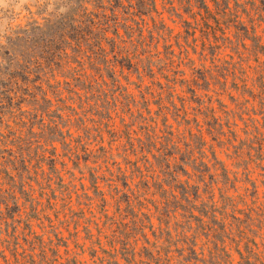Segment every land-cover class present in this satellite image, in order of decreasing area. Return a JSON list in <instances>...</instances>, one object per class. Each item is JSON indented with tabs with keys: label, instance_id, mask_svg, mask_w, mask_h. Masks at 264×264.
Here are the masks:
<instances>
[{
	"label": "rangeland",
	"instance_id": "rangeland-1",
	"mask_svg": "<svg viewBox=\"0 0 264 264\" xmlns=\"http://www.w3.org/2000/svg\"><path fill=\"white\" fill-rule=\"evenodd\" d=\"M109 1L0 0V212L2 220L8 224L12 222L6 218L2 204L6 200L14 208V221H19L13 222L16 229L0 225V253L6 258L5 262L0 257V264H110L107 259H111L108 252L112 253V246L117 250L122 247L120 255L134 256L129 264H147L146 252L140 255L141 247L145 245L153 252L155 248L144 243L142 233L150 239L151 245L168 249L170 260L165 264H179L183 260L179 256L182 250L184 257L190 256L188 241L194 229H161L163 236L158 240L154 239L152 231L158 234L159 229H108L102 224L106 220L97 201L90 203L88 200V196L93 197L88 171L94 164H86L74 157V154L82 155L84 147H87L84 133L78 128L83 125L81 119L88 123V127L92 125L91 119L98 120L94 109L105 108L104 101L113 102L112 97L119 100L115 108L122 114L119 117L112 114L114 121L109 125L114 123L116 128L122 129L120 118L127 124L138 125L139 114L147 119L153 117L157 121L159 135H166L163 130L172 131V139L181 149L184 148L183 143L192 142L189 133L201 136L204 140L200 147L203 160L208 162L214 153L227 171L228 186L234 183L236 192L230 189L229 195H240L249 201L251 182H254L260 193L258 202L263 201L264 170L261 167H264V160L261 159H264V154L259 156L255 150H250L249 155L246 153L247 145H250L247 139H252L253 127L264 132V93L260 92L257 83L252 85L251 81L256 77V69L261 67L258 65L264 63V55L248 54L243 40H235L232 36L233 28L227 34L233 42H223V25L217 24L215 19L208 21L214 30L205 32L207 22L201 17L204 11L189 7L185 0H152L153 4L151 0H143L144 4H150L147 15L127 14L129 2L121 0L117 11L119 18L132 19L129 23L134 27V46L127 45L128 50L124 52L129 53L130 58L141 54L142 58H148L150 64L145 62L136 67L132 65L134 60L131 64L121 60L124 56L113 59L108 55L104 60L87 49L85 53H76L72 42L68 46L61 40L59 25L63 20L67 22V18L77 20L82 15L80 6L86 8L84 13L101 16L102 13L109 14V8L115 5H110ZM131 1V4L137 3V0ZM252 16L253 23L257 25L261 18L254 13ZM262 27H257L258 34ZM108 36L112 35L109 33ZM245 43L249 44V41ZM50 49L62 57L51 59L50 72L47 67L41 72L34 71L31 65L29 73L9 62L11 56L20 51L35 55L31 58L33 62L38 54ZM6 51L9 53L5 54ZM45 65L44 61L41 66ZM261 69H264V64ZM77 70L87 74L114 71L119 85L126 91L120 96L121 92L116 87H104L90 100L92 107L85 105L80 108L79 102L70 99L72 95L64 88V82L69 81V76ZM226 70L230 72L227 82L221 78L222 73L228 74ZM234 81L239 86L237 91L233 88ZM243 83L245 87L240 90ZM142 97L150 102V114ZM128 105L133 117L127 112ZM211 115L219 121L221 135L210 130ZM67 118L70 120L65 126ZM54 123L58 130L65 133L69 129L71 132L73 137L66 139L69 150L58 141L49 143L45 139ZM133 128L138 130L136 126ZM229 131H233L236 138ZM95 134L97 132L93 131ZM102 136L103 144L107 146L111 137L104 131ZM90 141L89 147L95 149V142L92 138ZM51 151H54V156ZM22 157L24 161H21ZM49 158L55 159L52 168L47 161ZM114 159L122 163L121 158ZM110 168L115 171L113 165ZM102 169L100 174L108 177L104 163ZM217 173L220 174L221 170L218 169ZM181 179L186 180L187 177L181 176ZM219 179L223 181L221 175ZM98 183L105 194L110 195L111 189L100 180ZM215 194L217 198V192ZM11 196L15 197L16 208ZM109 203L105 209L108 215H113L115 208L110 200ZM82 217L89 220V224ZM178 221L183 222V219ZM174 222H170L171 227ZM86 225L88 229H85ZM196 231L195 249L199 253L202 248L203 255L198 256L208 261V250L213 245L205 241L201 229ZM166 233L171 242L165 239ZM262 233L264 235L263 230ZM255 241L260 246L262 240L256 238ZM225 243L230 261L237 264L239 258L234 245L228 240ZM117 256L119 264H128L119 258V254Z\"/></svg>",
	"mask_w": 264,
	"mask_h": 264
},
{
	"label": "trees",
	"instance_id": "trees-1",
	"mask_svg": "<svg viewBox=\"0 0 264 264\" xmlns=\"http://www.w3.org/2000/svg\"><path fill=\"white\" fill-rule=\"evenodd\" d=\"M72 1L69 0V2ZM127 2H129V6L126 10L129 15H137L136 12L143 15L150 13V4H144L143 0H137V3L133 4H131V0H127ZM192 2L197 5L193 6ZM111 3L116 6H111L109 8L110 13H102L101 16L98 13L96 15L92 12L84 13L86 8L80 6L82 15L77 20L70 21L67 18V22L63 20L61 26L59 25L61 40L68 46L72 42L76 53H85L87 49L92 50L94 54H99L104 60L107 59L108 55H112L113 59L124 56L121 60L128 61L129 64L134 60L135 64L132 65L136 67L142 66L145 62L150 64L148 58H142L141 54L130 58L127 55L129 53L124 52V50H128L126 49L127 45L134 46V27L129 23L132 19L125 16L119 18L117 11L121 5V0H110L109 4L111 5ZM185 3L189 7H197L204 11V15H201V17L203 21L207 22L205 32L214 30L208 21L215 19L217 24L223 25L221 31L223 42L227 41L229 44L233 42L231 37L227 35L231 33V28H233L232 36L235 40H239V38L243 40V47L248 54L264 55V0H185ZM210 3L211 6H209ZM151 4H153L152 0ZM252 13L257 14L259 19L261 18L257 25L253 23ZM91 15L94 17H91ZM231 18L234 19L231 21L232 23H229ZM262 25L260 34H258L257 27ZM37 28L39 29V27ZM109 33L112 36H108ZM16 40L19 41V38H16ZM245 41H249V44H246ZM55 52L51 49L41 52L36 56L37 59L32 62L31 58L35 55L29 56L30 53L20 51L18 54H13L9 62L18 69L28 70L29 73L31 72L29 69L31 65H33L34 71L41 72L45 67L49 68L51 59L60 58ZM8 53L9 51L5 52V54ZM44 61L46 65L41 66ZM108 62L106 61V64ZM263 64L258 66L263 67ZM78 66H81V64L79 63ZM233 67L235 71V65ZM261 67L256 69V77H252L251 81L252 85L257 83L261 88L260 92L264 93V69H261ZM48 71L50 72V68ZM226 72L228 74L222 73L221 75L225 82L230 78V72L228 70ZM69 78V81L64 82V88L68 94L72 95L70 99L79 102L80 108L85 105L92 107L89 104L90 100L94 98L95 93L100 94L104 87H116L121 92L120 96H123L124 91H126L119 85L120 82L114 71H107L105 74L102 72L87 74L85 71L77 70ZM234 78L237 77L234 76ZM36 79H40V77H36ZM232 84L237 91L239 88L237 82ZM244 87L245 83L240 84V90H243ZM127 97L130 98V96ZM159 98L161 99V97ZM112 100L113 102L104 101L105 108L104 105L102 106L104 110L94 109V115L98 117V120L91 119L89 121L92 124L90 127H88L85 120L81 119L83 125H80L78 130L84 133L87 147H84L82 155L80 153L74 154L77 160L86 164L88 162L94 164V167L89 168L88 171L93 197L87 196L90 203L96 200L101 212H103L106 221L102 224L107 225L108 229H159L158 234L152 231L155 240L162 238L163 230L161 229H194L188 241L190 256L184 257L182 250L179 256H182L183 260L179 264H232L230 255L226 251V240L234 245V250L239 258L237 264H264V235L262 233V230L264 231V192L261 196L263 201L258 202L260 198L258 186L251 182L252 191L249 194L251 196L249 201L246 200V197L240 195H236V197L229 195L230 189H234L236 192L234 183L228 186L227 171L214 153H211L208 162L203 160V152L200 151V147L201 144H204V140L201 136L189 133L192 142L183 143L184 148L181 149L173 141L172 131L163 130L162 133L165 132L166 135H159L156 130L157 121H154L153 117L147 119L139 114L137 118L138 125L127 124L123 118H120L122 129L116 128L114 123L109 125L110 121H114L111 118L112 114L115 117L122 114V111L115 108L119 100L115 97H112ZM131 100L134 101L132 97ZM142 101L146 106L147 113L150 114L148 109L149 100L142 97ZM45 102L48 101L45 100ZM157 104L158 106L161 105L160 103ZM111 106L113 109H110ZM210 111L212 110L210 109ZM127 112H129L130 117H133V111L129 105ZM66 116L70 117L69 115ZM211 118L210 122L213 124L208 123L210 130L221 135L222 129L218 123L219 121L217 122V118L213 115H211ZM60 120H62V117H60ZM69 120V118L65 120V126ZM163 124L164 129H166L165 120ZM133 126H136L138 130L134 129ZM227 127L229 128V126ZM253 128L252 139H247L250 145H247L249 148L246 154L249 155L250 150H255L261 156L264 154V132L258 127ZM262 128L264 129V125ZM93 131L97 134L93 135ZM103 131L111 137V141L107 146L103 144ZM229 132L236 138L233 131ZM72 137L69 129L64 133L58 130L57 124L54 123L45 139L49 143L58 141L62 147H67L69 150V143L66 142V139ZM91 138L92 142H95L94 146H97L95 149L89 147ZM79 139L82 141L80 135ZM81 141L77 140L76 142L81 143ZM254 145L258 146L254 147ZM113 151H116V153ZM50 154L55 155L54 151H51ZM115 157L121 158L122 163L115 161ZM109 160L111 163H109ZM21 161H24L23 157ZM47 161L52 168L55 159L49 158ZM103 163L108 177L100 174L103 173ZM109 164L114 166L115 171H111ZM218 169L221 170L220 174L217 173ZM261 169L264 170V167H261ZM220 175L223 177V181L219 179ZM181 176H186L187 179L182 180ZM98 180L104 182L105 187L111 189L110 195H106L104 190L99 187ZM21 192L25 193L24 191ZM215 192H217V198ZM11 200H13L12 203L16 208L15 197L11 196ZM109 200L115 208L113 215H108L105 209L110 204ZM5 201L2 204H4L5 213L7 214L6 218L11 219L12 222L8 224L5 219L2 220L0 212V225H6V229L9 227L16 229L13 222L19 223V221L13 219L14 208L10 207ZM180 218L183 219V222L178 221ZM83 220L86 224H89V220L84 218ZM173 220L175 222L171 227L170 222ZM94 224L98 226V223L94 222ZM27 227L31 229L30 225H26ZM85 229H88L87 225ZM196 229H201V235L204 236L205 241L213 245V248L208 250V261L200 259L198 256L199 254L203 255L202 248H200L199 253L195 249L198 235ZM166 234L167 238L165 239L170 241V236L168 233ZM142 236L145 244L155 248L153 252L145 245L141 247L140 255L146 252L147 264H165L166 260H170L168 249H164L163 246L151 245L152 243L146 237V234L142 233ZM256 238L262 240L260 246L255 241ZM166 240L165 242H167ZM121 248L117 250L115 246H112L110 250L112 253L109 254L108 252V256L111 258L107 259L108 263L119 264L118 254L121 260L130 263V259L134 256L120 255L122 254ZM0 257L6 262V258L1 253Z\"/></svg>",
	"mask_w": 264,
	"mask_h": 264
}]
</instances>
